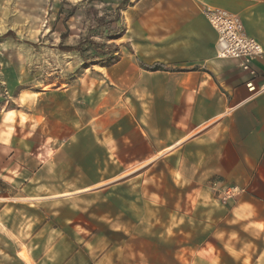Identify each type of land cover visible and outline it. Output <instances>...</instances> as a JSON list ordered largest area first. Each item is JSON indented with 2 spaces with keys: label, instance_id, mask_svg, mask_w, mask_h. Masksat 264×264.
<instances>
[{
  "label": "rangeland",
  "instance_id": "obj_1",
  "mask_svg": "<svg viewBox=\"0 0 264 264\" xmlns=\"http://www.w3.org/2000/svg\"><path fill=\"white\" fill-rule=\"evenodd\" d=\"M119 3L0 0V264H264L204 155L132 153L164 52Z\"/></svg>",
  "mask_w": 264,
  "mask_h": 264
},
{
  "label": "crops",
  "instance_id": "obj_2",
  "mask_svg": "<svg viewBox=\"0 0 264 264\" xmlns=\"http://www.w3.org/2000/svg\"><path fill=\"white\" fill-rule=\"evenodd\" d=\"M145 1L127 0L129 15L123 26L137 22L143 31L156 30L158 51L164 52L157 59L164 67L152 69L142 91L151 93L158 137L138 133L127 139L130 149H141L149 157L204 155L206 172L228 190L238 189L233 210L250 228L264 233V55L251 62L252 72L239 59L218 57L217 35L204 15L207 8L237 15L243 32L264 49V0ZM139 6L141 13L136 14ZM52 186L51 196L65 193L63 184ZM41 227L51 228L47 223Z\"/></svg>",
  "mask_w": 264,
  "mask_h": 264
},
{
  "label": "built area",
  "instance_id": "obj_3",
  "mask_svg": "<svg viewBox=\"0 0 264 264\" xmlns=\"http://www.w3.org/2000/svg\"><path fill=\"white\" fill-rule=\"evenodd\" d=\"M204 15L217 35V56L239 59L242 68L251 71V62L264 55V49L243 32L239 17L218 8H207Z\"/></svg>",
  "mask_w": 264,
  "mask_h": 264
},
{
  "label": "trees",
  "instance_id": "obj_4",
  "mask_svg": "<svg viewBox=\"0 0 264 264\" xmlns=\"http://www.w3.org/2000/svg\"><path fill=\"white\" fill-rule=\"evenodd\" d=\"M126 2H127V0H121L119 5H118V8L120 9V8L124 7L126 5ZM121 34H122L121 30L118 31L117 35H121ZM89 44L90 45H95V42L94 41H89ZM101 46L103 48L102 50L105 49V51H103L105 54L108 53L109 49L112 48V47L114 48V51L117 52V47H116L117 45H114V46L111 47V45H109V44L106 45L105 43H103V44H101ZM61 48L63 50H65V51L81 50V47L79 46V44L75 45V46H63Z\"/></svg>",
  "mask_w": 264,
  "mask_h": 264
}]
</instances>
